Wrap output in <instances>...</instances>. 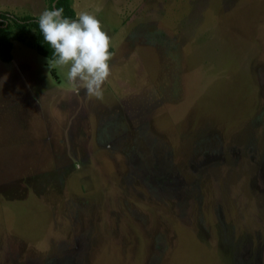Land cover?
Listing matches in <instances>:
<instances>
[{
    "label": "rangeland",
    "instance_id": "374dc122",
    "mask_svg": "<svg viewBox=\"0 0 264 264\" xmlns=\"http://www.w3.org/2000/svg\"><path fill=\"white\" fill-rule=\"evenodd\" d=\"M72 5L111 37V75L90 98L12 40L0 264H264V0Z\"/></svg>",
    "mask_w": 264,
    "mask_h": 264
},
{
    "label": "clouds",
    "instance_id": "9594fccd",
    "mask_svg": "<svg viewBox=\"0 0 264 264\" xmlns=\"http://www.w3.org/2000/svg\"><path fill=\"white\" fill-rule=\"evenodd\" d=\"M66 18L64 8L44 10L38 19L43 40L53 50L49 69L66 68V80L90 98L103 99V85L111 75V37L96 15L78 12Z\"/></svg>",
    "mask_w": 264,
    "mask_h": 264
},
{
    "label": "trees",
    "instance_id": "16d2710c",
    "mask_svg": "<svg viewBox=\"0 0 264 264\" xmlns=\"http://www.w3.org/2000/svg\"><path fill=\"white\" fill-rule=\"evenodd\" d=\"M64 8L66 18L76 19V11L72 5V0H49V10ZM39 17L32 15L19 17L9 12L0 11V61L11 63L14 60L12 40H17L24 45H28L39 55L51 59L53 50L43 40V35L38 27ZM14 31L15 37H11L10 30Z\"/></svg>",
    "mask_w": 264,
    "mask_h": 264
},
{
    "label": "crops",
    "instance_id": "0c3cea01",
    "mask_svg": "<svg viewBox=\"0 0 264 264\" xmlns=\"http://www.w3.org/2000/svg\"><path fill=\"white\" fill-rule=\"evenodd\" d=\"M13 61H14V60H13ZM13 61H12V62H13ZM12 62H11V63H12ZM23 64H24V65H22L21 68H18V70L21 71V72H23V74H25V72L27 71V69H28L29 67H28V64H25V62H24ZM26 65H27V67H26V68H23V67L26 66Z\"/></svg>",
    "mask_w": 264,
    "mask_h": 264
}]
</instances>
